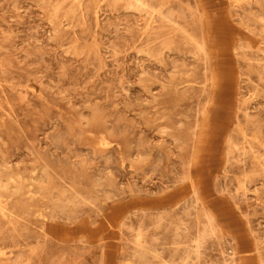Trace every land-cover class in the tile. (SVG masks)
I'll list each match as a JSON object with an SVG mask.
<instances>
[{
    "label": "rangeland",
    "instance_id": "rangeland-1",
    "mask_svg": "<svg viewBox=\"0 0 264 264\" xmlns=\"http://www.w3.org/2000/svg\"><path fill=\"white\" fill-rule=\"evenodd\" d=\"M241 236L264 264V0H0V264H243Z\"/></svg>",
    "mask_w": 264,
    "mask_h": 264
},
{
    "label": "bare ground",
    "instance_id": "bare-ground-1",
    "mask_svg": "<svg viewBox=\"0 0 264 264\" xmlns=\"http://www.w3.org/2000/svg\"><path fill=\"white\" fill-rule=\"evenodd\" d=\"M139 2V1H138ZM138 4V3H137ZM142 5V4H140ZM140 8V7H139ZM145 8H147L145 6ZM144 8V9H145ZM55 13V11H54ZM147 15V14H146ZM187 34V33H186ZM232 42V40L230 39V37H226L225 39L222 40V42L220 43L221 47H225V46H228L230 45ZM226 48V47H225ZM219 74L222 76V88L223 89H226L227 86L229 85L230 83V79L228 78V75H230V77L232 76V72L230 70V68L226 67L225 65H221L219 67V70H218ZM16 81V80H15ZM219 108L224 110L226 109V103H220L219 105ZM227 111V110H225ZM41 114V113H40ZM20 190V189H19ZM10 193V192H9ZM16 193V192H15ZM16 195V194H15ZM5 217V215H3ZM225 219H224V222L227 224V227L231 228V229H234L236 227V222L235 220H233V217L230 215V214H227L225 215ZM6 218V217H5ZM237 249L238 251L243 254V264H255L254 263V260L253 258L251 257V255L249 254V245L248 243L245 241V239L241 236V237H238L237 239Z\"/></svg>",
    "mask_w": 264,
    "mask_h": 264
}]
</instances>
